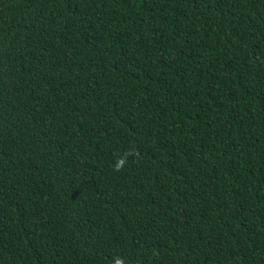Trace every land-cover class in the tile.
Here are the masks:
<instances>
[{
	"label": "trees",
	"instance_id": "1",
	"mask_svg": "<svg viewBox=\"0 0 264 264\" xmlns=\"http://www.w3.org/2000/svg\"><path fill=\"white\" fill-rule=\"evenodd\" d=\"M117 259L264 264V0H0V264Z\"/></svg>",
	"mask_w": 264,
	"mask_h": 264
},
{
	"label": "clouds",
	"instance_id": "2",
	"mask_svg": "<svg viewBox=\"0 0 264 264\" xmlns=\"http://www.w3.org/2000/svg\"><path fill=\"white\" fill-rule=\"evenodd\" d=\"M129 156H134L136 159L140 158V153L139 151H130L127 152L123 158L119 159L118 162L114 166L115 171H121L126 163L128 162V157ZM116 264H124V261L122 259H117Z\"/></svg>",
	"mask_w": 264,
	"mask_h": 264
}]
</instances>
